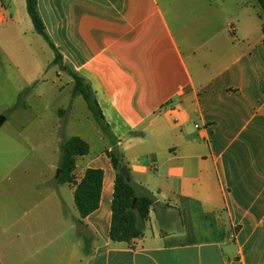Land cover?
<instances>
[{
    "label": "crops",
    "instance_id": "obj_1",
    "mask_svg": "<svg viewBox=\"0 0 264 264\" xmlns=\"http://www.w3.org/2000/svg\"><path fill=\"white\" fill-rule=\"evenodd\" d=\"M5 1L16 17L18 0ZM37 5L61 63L89 83L131 184L154 204L142 237L111 241V146L90 158L87 143L71 182H38L23 194L37 203L31 218L1 225L0 264H264V33L255 0ZM0 9V50L17 60L19 24ZM87 169L103 171L102 189L98 209L79 221L73 196ZM78 223L89 236L75 233Z\"/></svg>",
    "mask_w": 264,
    "mask_h": 264
},
{
    "label": "rangeland",
    "instance_id": "obj_2",
    "mask_svg": "<svg viewBox=\"0 0 264 264\" xmlns=\"http://www.w3.org/2000/svg\"><path fill=\"white\" fill-rule=\"evenodd\" d=\"M0 2L11 15V18L7 17L8 22H18V32L22 35L19 43L24 47L21 53H17V60L10 52L0 50L1 230V225L7 226L20 217L24 220L32 217L31 211L37 201L32 198L24 200L22 196L28 189L32 192L33 185L38 182L46 187L58 185L56 172L65 140L71 136L84 140L91 147L87 156L90 158L101 154L110 143L97 127L82 98L72 96L66 67L62 63H52L54 53L34 32L25 0L16 2V17L7 1ZM3 27L0 26L1 46L6 45ZM98 133L108 142L99 141ZM47 180L50 183L46 184ZM63 196L67 204L63 218L71 221L73 200L67 192ZM74 231L76 233V227Z\"/></svg>",
    "mask_w": 264,
    "mask_h": 264
},
{
    "label": "trees",
    "instance_id": "obj_3",
    "mask_svg": "<svg viewBox=\"0 0 264 264\" xmlns=\"http://www.w3.org/2000/svg\"><path fill=\"white\" fill-rule=\"evenodd\" d=\"M255 2L259 11L258 17L261 21L262 33H264V0H255ZM25 9L34 32L47 43L54 53L53 63H61L62 57L53 45L39 14L37 0H25ZM68 75L73 83L72 96L82 98L97 127L111 146V150L105 152L115 172L109 238L113 242L130 243L142 237L149 209L153 206L154 199L148 194L138 195L131 182L127 183L119 173V170L125 166L123 155L116 146V142L103 118L89 83L83 77L70 70H68ZM88 151V144L79 137H70L64 141L61 146V159L58 165L60 175L57 179V184H65L72 181L71 176L75 169V159L87 155ZM102 181V170L87 169L82 179L75 186L73 197L79 221L98 209ZM134 200L136 202L133 206ZM85 239L88 240L87 238ZM85 254L89 255L88 247L86 246Z\"/></svg>",
    "mask_w": 264,
    "mask_h": 264
},
{
    "label": "water",
    "instance_id": "obj_4",
    "mask_svg": "<svg viewBox=\"0 0 264 264\" xmlns=\"http://www.w3.org/2000/svg\"><path fill=\"white\" fill-rule=\"evenodd\" d=\"M1 120H0V126H1ZM119 173L124 177V180L127 182V183H130V174H129V171L127 169L126 166H123L120 170H119ZM60 175V170L58 169L57 172H56V179H58ZM135 200L133 202V206L135 204ZM76 229L77 231L81 234V235H84V236H89V232L87 231V229L83 226V224L81 223H78L76 225Z\"/></svg>",
    "mask_w": 264,
    "mask_h": 264
}]
</instances>
